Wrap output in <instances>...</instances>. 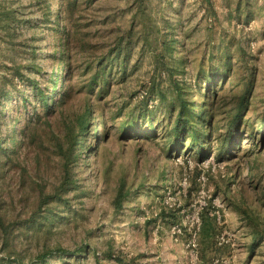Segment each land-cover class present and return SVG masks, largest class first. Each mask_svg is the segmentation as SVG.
<instances>
[{"label": "rangeland", "instance_id": "1", "mask_svg": "<svg viewBox=\"0 0 264 264\" xmlns=\"http://www.w3.org/2000/svg\"><path fill=\"white\" fill-rule=\"evenodd\" d=\"M81 1L82 28L91 31L94 41L110 39L112 29L127 28L139 12L135 0ZM239 1L245 10L247 0H232V8L236 11ZM248 1L253 14H242L232 23L225 18V0H147L146 8L160 31L170 24L183 39L175 54L186 57L192 70L208 62L209 51L221 41L232 42L235 53L239 45L245 46L253 55L250 65H257L253 105L262 111L264 0ZM53 2L0 0V137L17 114L22 121L35 112V105L42 108L36 89L50 83L60 53L58 32L48 19ZM158 58L142 38L135 40L127 75H117L103 97L108 108L116 113L151 91L160 80ZM234 61L236 68L243 64L237 54ZM4 91L11 93L8 101ZM149 104L156 121H162L167 104L158 97ZM139 144L136 139L119 142L114 136L103 144L102 155L94 158L97 162L79 160L76 177L89 194L69 191L59 206L41 209L37 221L31 218L34 209L40 211L37 182L45 184L46 191L59 184L61 157L48 135L39 146L14 155L26 172L24 179L18 174L20 167L0 176V220L4 216L6 225L10 220L19 223L8 234L0 223V264H214L217 259L221 264H264V237L251 251L252 231L264 229L249 224L235 208L238 184L232 179L238 168L249 202L258 203L264 212V146L251 152L252 141L245 138V145L229 158L217 161L211 154L201 161L196 153L184 152L167 159L161 144H141L136 150ZM108 168L110 177L104 182L101 174ZM122 176L133 190L123 211L114 212L108 187L111 193ZM223 235L227 242L221 243Z\"/></svg>", "mask_w": 264, "mask_h": 264}, {"label": "trees", "instance_id": "2", "mask_svg": "<svg viewBox=\"0 0 264 264\" xmlns=\"http://www.w3.org/2000/svg\"><path fill=\"white\" fill-rule=\"evenodd\" d=\"M53 1L48 19L58 32L60 53L59 61L52 67L50 83L36 89L35 96L42 108L35 105V112L22 121H19L21 114H17L9 125L6 124L5 133L0 137L1 178L17 167H20L18 174L22 178L25 166L18 163L14 155L29 146H39L46 135L53 139L61 157L59 184L46 191L45 184L37 182L40 211H32V220H39L41 209H52L49 207L54 204L59 206V200L66 198L65 194L71 190H80L84 196L89 194L88 189L81 187L75 167L79 160L97 162L94 158L98 160L102 155L103 144L114 136L119 142L136 139V144L146 147L161 144L167 159L184 152L196 153L201 161L211 154L217 161H223L234 149L245 145V138L252 141L251 152L256 147L262 149L264 109L260 111L253 105L257 65H250L253 55L245 46L239 45L235 53L231 50L232 42L221 41L209 51L208 62L192 70L186 57L177 58L175 54L177 44L183 39L170 24L165 31H160L157 20L152 21L147 11V0H135L139 12L133 15L127 28L112 29L110 39L103 37L99 41L92 39L90 30L82 28L81 0ZM225 2L228 8L225 18L229 23L241 20L242 14H253V5L248 0L245 10L241 9L243 5L239 1L236 11L232 8V0ZM212 13L216 11L213 9ZM140 38L159 56L155 68L160 72V80L135 105L124 104L115 113L103 97L117 75H127L132 45ZM55 52L53 59H56ZM235 54L243 60L239 68L235 66ZM2 96L8 101L11 93L4 91ZM153 97L167 104L162 121H156V111L149 104ZM141 144L136 150L141 149ZM236 169L232 175L238 184L237 197L232 200L234 206L249 224L264 229V212L258 203L249 202L241 171ZM109 170L101 174L104 182L109 180ZM111 189L109 186L110 207L114 212H121L133 186L122 176L110 193ZM54 212L53 209L50 213ZM5 221L2 216L0 223L6 234L19 224L10 220L6 225ZM252 232L251 251H254L264 233L259 229Z\"/></svg>", "mask_w": 264, "mask_h": 264}, {"label": "built area", "instance_id": "3", "mask_svg": "<svg viewBox=\"0 0 264 264\" xmlns=\"http://www.w3.org/2000/svg\"><path fill=\"white\" fill-rule=\"evenodd\" d=\"M206 195V191L205 190H202V196L201 197H204ZM201 202V206L200 207H202L203 205H204V202L203 201H200ZM221 243L223 242H227V239H225V236L223 235L222 237H221V241H220ZM214 264H221V261H220V259H217L215 262H214Z\"/></svg>", "mask_w": 264, "mask_h": 264}, {"label": "crops", "instance_id": "4", "mask_svg": "<svg viewBox=\"0 0 264 264\" xmlns=\"http://www.w3.org/2000/svg\"><path fill=\"white\" fill-rule=\"evenodd\" d=\"M216 204V203H215ZM221 206V205H220ZM218 208V207H217ZM219 215V214H218Z\"/></svg>", "mask_w": 264, "mask_h": 264}]
</instances>
